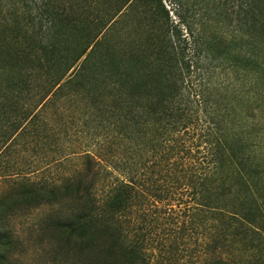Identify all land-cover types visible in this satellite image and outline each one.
<instances>
[{
  "label": "trees",
  "instance_id": "trees-1",
  "mask_svg": "<svg viewBox=\"0 0 264 264\" xmlns=\"http://www.w3.org/2000/svg\"><path fill=\"white\" fill-rule=\"evenodd\" d=\"M97 1L0 0V264L17 212L64 203L41 223L64 261L264 264V144L237 122L246 85L264 100V0H206L238 35L201 46L161 0ZM165 200L184 205L169 221Z\"/></svg>",
  "mask_w": 264,
  "mask_h": 264
},
{
  "label": "rangeland",
  "instance_id": "rangeland-1",
  "mask_svg": "<svg viewBox=\"0 0 264 264\" xmlns=\"http://www.w3.org/2000/svg\"><path fill=\"white\" fill-rule=\"evenodd\" d=\"M93 1L95 4L91 3L83 7L100 10L101 12L109 8L107 4H100L97 0ZM161 2L168 11L170 19L174 23H178L180 20L182 33L185 36L188 35L187 39L189 41H196L198 46H201V43L205 39L217 38L231 41L238 35L236 34L237 31H234L233 26L229 28L221 24H216L215 21L217 20V16L210 19L206 0H161ZM77 6L79 5H76V8ZM217 6L218 9L215 13L221 14L220 1ZM129 21L130 20H128V23ZM206 76L220 86H223V84L227 85L228 83L234 84L235 82L234 73L226 69L224 70L221 67L211 69L207 72ZM237 85L240 86L238 82ZM255 90L256 88L246 85L245 92L254 91L255 95L251 96L252 94H250V96H247L246 94V97L240 101L239 104L241 105L237 122H242L240 128L242 134L247 131L250 132L248 136L250 142L262 141L264 144V100H261L262 103L255 101L258 96ZM248 108L252 109L253 117L245 116ZM71 138V142L75 143L76 135L74 134ZM254 154H264V147L261 149L255 148ZM73 167L76 168V157L70 156L69 160L64 161L61 165L50 168L49 171L46 170L40 173L37 175V178L41 179V181L46 179L47 181L54 180L59 182L64 176L70 173L69 170ZM2 189L3 184L0 181V191ZM162 203L168 211L167 214L163 215L168 221L171 216L175 217L176 211L180 207L184 206L180 200H165ZM162 203H158V205H162ZM228 203L230 204L231 200H228ZM68 210L67 204L64 203L56 206L53 205V207H39L22 215L21 212H17L15 217L11 218L9 227L17 234L21 245L15 255L16 257L12 259L11 264H76L73 257L64 261L62 255L57 250L56 243L49 242V235L44 231L41 225L45 218L56 215L61 216L66 214ZM183 219H186V217H183ZM235 256L237 259L238 254H235ZM179 264H192L191 258L183 256Z\"/></svg>",
  "mask_w": 264,
  "mask_h": 264
}]
</instances>
